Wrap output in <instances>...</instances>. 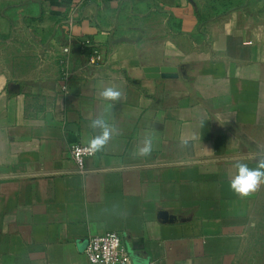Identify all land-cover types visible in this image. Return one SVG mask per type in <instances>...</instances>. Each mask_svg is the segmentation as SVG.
I'll use <instances>...</instances> for the list:
<instances>
[{
    "label": "crops",
    "instance_id": "crops-1",
    "mask_svg": "<svg viewBox=\"0 0 264 264\" xmlns=\"http://www.w3.org/2000/svg\"><path fill=\"white\" fill-rule=\"evenodd\" d=\"M101 114L118 134L79 172L69 147ZM146 134L152 153L134 155ZM260 157L264 0H0V264H92L106 231L130 264H264V185H229Z\"/></svg>",
    "mask_w": 264,
    "mask_h": 264
},
{
    "label": "clouds",
    "instance_id": "clouds-1",
    "mask_svg": "<svg viewBox=\"0 0 264 264\" xmlns=\"http://www.w3.org/2000/svg\"><path fill=\"white\" fill-rule=\"evenodd\" d=\"M98 96L107 102H119L123 92L116 86L103 87L99 90ZM114 104H109L105 109L107 112ZM89 127L97 132L87 142L88 151L97 153L103 151L112 138L118 134V129L111 124L105 115L101 114L91 120ZM184 143H187L184 141ZM153 151V136L146 134L142 145L138 146L134 155L147 157ZM235 172L229 180L230 189L239 197L246 198L257 192L261 185H264V157L257 160L256 167L250 168L247 163L237 161L233 164Z\"/></svg>",
    "mask_w": 264,
    "mask_h": 264
},
{
    "label": "built area",
    "instance_id": "built-area-1",
    "mask_svg": "<svg viewBox=\"0 0 264 264\" xmlns=\"http://www.w3.org/2000/svg\"><path fill=\"white\" fill-rule=\"evenodd\" d=\"M78 52L85 56L87 66H94L103 61L102 52L92 45L87 38H82L78 43ZM71 59L62 60L65 77L71 72ZM96 153L88 151L87 145L74 143L69 147V155L77 165L79 172H84L85 161ZM86 259L92 264H130V256L127 252L122 237L115 231H106L90 237L83 251Z\"/></svg>",
    "mask_w": 264,
    "mask_h": 264
},
{
    "label": "water",
    "instance_id": "water-1",
    "mask_svg": "<svg viewBox=\"0 0 264 264\" xmlns=\"http://www.w3.org/2000/svg\"><path fill=\"white\" fill-rule=\"evenodd\" d=\"M143 72L147 78H172L176 77V68L167 66H147L143 68ZM160 216L164 220L171 221L173 218L166 212H160Z\"/></svg>",
    "mask_w": 264,
    "mask_h": 264
}]
</instances>
